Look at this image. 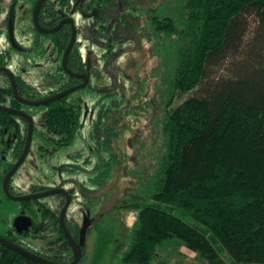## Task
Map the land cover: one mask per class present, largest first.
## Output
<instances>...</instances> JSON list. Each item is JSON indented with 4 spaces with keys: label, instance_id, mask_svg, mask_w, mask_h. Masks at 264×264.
<instances>
[{
    "label": "trees",
    "instance_id": "1",
    "mask_svg": "<svg viewBox=\"0 0 264 264\" xmlns=\"http://www.w3.org/2000/svg\"><path fill=\"white\" fill-rule=\"evenodd\" d=\"M151 6L144 49L155 65L132 97L144 95L151 75L164 112L155 162L130 171L137 182L131 207L138 217L118 264H152L158 247L171 238L186 240L218 264L224 259L217 246L237 264H264V0H151ZM251 16L257 18L255 35L236 61ZM59 46L64 51L67 42ZM230 58L227 76L209 82L205 95L171 109L179 94L204 84L211 66ZM17 84L23 95L19 77ZM1 103L21 108L12 84H3ZM48 106L45 132L60 138L58 146L68 145L82 128L84 109L69 96ZM150 106L147 98L140 107L148 113ZM28 128L23 118L0 111L1 134L27 133ZM0 264L36 263L0 244Z\"/></svg>",
    "mask_w": 264,
    "mask_h": 264
},
{
    "label": "rangeland",
    "instance_id": "2",
    "mask_svg": "<svg viewBox=\"0 0 264 264\" xmlns=\"http://www.w3.org/2000/svg\"><path fill=\"white\" fill-rule=\"evenodd\" d=\"M6 1L16 2L18 0H4L3 2ZM2 4V1H0L2 17L5 19L10 17L14 22L17 40L27 45V42H24L23 39V30H27L30 25L31 9L28 6L17 5L16 8L9 10L4 8ZM256 19V17L252 16L249 18L250 27L243 42L242 52L236 61L243 58L244 51L248 48L255 35ZM76 20L81 28L79 38L84 42L83 46H90L93 35L92 30L95 29L92 18L85 14L77 13ZM42 40L43 44L40 50L41 54H43L42 60L48 63L52 52L51 36L44 34ZM102 43L100 41L97 46H93L95 50L94 70L98 68V76L93 78L95 90H92L91 87L80 89L70 94V98L74 100L76 98L81 99L88 105L89 109L92 108L94 110L95 115H98L103 108H106L108 116L105 120L107 122L114 121L112 127L115 130L111 147L107 153L101 154L98 162L97 175L99 179L97 181L92 183L85 175L80 173L68 174V172H63V174L59 173L56 175L58 179H68L67 185L75 192L78 203L86 205L91 210L92 224L86 234L87 250L84 251L81 264H118L124 252L129 248L131 232L138 217V211L131 207L130 193L137 182L130 174V171L140 169L144 163L148 166L155 162V156L159 150L160 119L164 112L159 96L155 95L156 80L151 75H147L144 95L140 98L137 97V99L132 97V93L137 91L141 81L144 78L146 79V74L155 65V59L151 57L149 51L144 49L137 52L136 48L138 47L135 43L130 46L126 44V47L133 52L126 51L120 53L115 59L103 61L100 58L103 52V48L100 47ZM145 45V41L139 44L143 48H145ZM232 60L230 58L224 65L221 63L211 66L209 68L210 75L206 78L204 84L191 93L179 94L171 109L178 107L191 96L205 95L209 82L227 76L232 70ZM11 66L16 75L24 82L26 91L23 92V96L28 100L41 101L68 87L63 81L59 82L48 78L49 70L36 72L27 65L25 70V62L21 61V59L15 60ZM147 98L151 100V111L148 113L142 107H136L138 103H143ZM130 106H132V110L129 108ZM124 108L127 111H124ZM48 110V105H23V111L34 119L35 139L42 132H45V119ZM145 116H149L151 119H145ZM90 125L91 122L87 117L84 127L79 132L81 138L71 145L73 151H76L74 148L81 149L85 156H89L86 153V146L92 144L96 147L95 142L89 138L88 132L92 130V125ZM107 125L109 124L107 123ZM103 136H106V134ZM97 157H99V154ZM33 159V154H31L21 166L19 173L16 174L15 179L17 182L14 183L16 190L29 191V187L33 183L31 178H29V174L36 170ZM106 170H109L108 174L103 177V173ZM38 182L44 183L43 181ZM45 183L50 186L53 185V183L48 181ZM1 185L0 180V235L13 226L21 212V203L7 197L3 193ZM162 208L169 209L165 205H162ZM175 213L187 223L201 229L203 228L201 224L181 210H175ZM217 247H219L220 256L224 259V264H237L226 252H222L220 246ZM152 264L218 263L212 262L206 252L192 249L186 240L171 238L158 247L157 257Z\"/></svg>",
    "mask_w": 264,
    "mask_h": 264
},
{
    "label": "flooded vegetation",
    "instance_id": "3",
    "mask_svg": "<svg viewBox=\"0 0 264 264\" xmlns=\"http://www.w3.org/2000/svg\"><path fill=\"white\" fill-rule=\"evenodd\" d=\"M0 1L3 3L2 6L9 10H11V8H16L17 5L28 6L31 9L29 17L30 25L27 30H23V39L24 42H27V45L26 43L23 44L17 40L15 36L14 22L13 31L16 43L11 40L10 17L5 19L0 13V59L4 62L0 67L11 69L16 76V80L18 76L11 64L15 60L21 59V61L25 62V70L27 69L26 65L36 72L40 70H49L47 74L48 78L54 81L65 82L68 86L65 90L83 85L84 83L86 84V87L82 89L91 87L92 90H95L93 78L98 76V68L94 70V45L97 46L100 41L103 42L100 45V47L103 48L100 58L103 61H107L115 59L120 53L130 51L126 47V44L130 46L132 43H135L138 47L136 48L137 52L144 50L143 47L140 48V43H144L145 41L146 45L149 44V37L145 28L151 20V12L149 11L153 9L151 6V0H147L146 2L145 0H45L39 13L40 24L44 28L52 29L63 22L61 28L57 32L47 34L51 36L52 52L48 63H46L43 62V54L40 52L43 44L42 37L46 33L40 32L34 21V10L39 0H18L16 2ZM130 2H132V4H130ZM77 13L91 17L92 23L95 24V29L92 30L93 35L90 46H83L84 42L79 38L81 28L77 24ZM70 19H73V22ZM104 24L108 26L107 31L103 30ZM74 27L76 29V40L68 56V65L73 72L88 76L86 78L71 76L63 66L64 55L72 40ZM60 42H67L64 51L60 50ZM82 60L85 64L84 69L81 68ZM4 83L12 84L11 77L7 73L0 72V94ZM133 94L135 93H132V96ZM68 96L70 97V95ZM13 97L16 100L14 92ZM22 97L24 96L22 95ZM122 98L125 99L124 96H122ZM70 99L84 109L82 128L84 127L87 117L89 118L92 130L89 131L88 134L89 138L95 142L96 147L92 144L86 146V153H88L89 156H85V153L82 152L81 149L74 148L76 151L72 150L73 148H71V145L81 138L79 136L81 130L68 145L64 146H58V144L61 143L60 138L52 133L42 132L36 139L33 133L31 148L24 161L25 163L29 156L33 154L36 170H33L29 174V178H31L33 183L29 187L28 192L15 189L16 185L14 183L17 182L15 177L16 174L19 173L21 166L24 164L23 163L10 180L9 189L11 194L15 197H21L30 194L43 193L52 189H64L69 193V196L64 193H55L38 199L19 201L21 203V212L19 213L18 218H29L31 222L29 228L19 231L15 221L12 227H10L4 234L0 235V237L8 239L29 252L58 264H70L75 259L74 249L71 246L61 222V213L68 200H70V205L65 215V226L77 243H80L81 231L86 218L89 221L90 227L92 224V217L91 210H89L86 205L78 203L75 192L69 187V185H67V181L69 180L62 178L58 179V176L56 175L59 173L63 174V172H68V174L80 173L85 175L92 183L97 181L99 179L97 175L99 159L101 158V154H105L109 151L114 137V130H109L110 128H113L114 121L111 120L107 122L105 120L108 116L106 108H103L98 115H95L94 110L92 108L89 109L88 105L81 101V99ZM4 103H6L5 100ZM18 103L20 102L18 101ZM20 104L22 105L21 108L15 109L23 110L24 104ZM0 105L11 107L8 104L1 103ZM140 106L144 107V102L138 103L136 107L140 108ZM129 108L132 110V106ZM124 111L127 110L124 108ZM147 118L148 120L151 119V117L145 116V119ZM25 121L28 122L27 120ZM107 123L110 126L107 125ZM105 127L107 130H105ZM28 133L29 128L27 133L10 131L3 135L0 131V180L3 193L7 197L9 196L5 193L3 186L4 178L23 155L28 140ZM104 134H106V136H103ZM105 143L108 144L106 148ZM19 153L20 155L15 157ZM98 154L99 157H97ZM11 163V168L3 176V171L9 167ZM38 181H43L44 183H39ZM47 181L53 183V185L50 186L45 183ZM86 247L87 238L85 240V245L82 246V259L78 264H81L83 260L84 251L87 250ZM19 254L36 264H42L22 255L21 253Z\"/></svg>",
    "mask_w": 264,
    "mask_h": 264
},
{
    "label": "water",
    "instance_id": "4",
    "mask_svg": "<svg viewBox=\"0 0 264 264\" xmlns=\"http://www.w3.org/2000/svg\"><path fill=\"white\" fill-rule=\"evenodd\" d=\"M45 0H39L35 10H34V21H35V25L37 26V28L39 29L40 32L42 33H46V34H51V33H55L57 32L63 22H61V24L55 28L52 29H47L44 28L40 22H39V13H40V9L41 6L43 4ZM73 22V19H70ZM10 35H11V40L16 43L15 38H14V31H13V21L10 19ZM75 40H76V29L74 27V32H73V37L72 40L70 42V45L68 46L65 55H64V60H63V66L64 68L67 70V72L74 77H78V78H86L88 76L84 75V74H77L75 72H73L68 65V56L75 44ZM0 72H4L7 73L10 77H11V82H12V88H13V92L15 94V98L16 100H18L20 103L22 104H27V105H32V106H40V105H48L54 101L60 100L63 97H66L70 94H72L73 92L82 89L84 87H86V84L84 83L83 85L77 86V87H73L70 88L68 90H65L63 92H60L54 96H51L47 99L41 100V101H32V100H28L25 99L24 97H22V95L19 92L18 86H17V80H16V76L14 74V72L6 67H0ZM0 111L3 112H7L9 114H13L16 116H20L22 118H24L25 120L28 121L29 123V133H28V140H27V144H26V148L24 150L23 155L21 156V158L18 160V162L13 166V168L7 173V175L4 178V191L5 193L13 200H18V201H24V200H33V199H38L41 197H45L48 195H52L55 193H64L67 194L69 196V193L64 190V189H52L43 193H36V194H30V195H25V196H21V197H15L11 194L10 189H9V183L10 180L12 179V177L14 176V174L17 172V170L19 169V167L24 163L27 155L29 154L30 148H31V142H32V137H33V133H34V128H35V123H34V119L31 115H29L28 113H26L23 110H18L12 107H8V106H4V105H0ZM70 205V200H68V202L66 203L64 209L62 210L61 213V222H62V226L65 229V232L67 234V237L71 243V246L74 249V253H75V259L72 263L70 264H78V262L82 259V246L85 245V240H86V234H87V230L89 227V221L86 218L82 231H81V240L80 243H77L73 237L71 236V234L69 233V231L67 230L66 226H65V215L67 213V210L69 208ZM31 222L30 219L27 217H23V218H18L16 220V226L18 228L19 231H23L29 228ZM0 243L21 253L22 255L33 259L36 262L42 263V264H58L52 261H48L42 257H39L31 252H29L28 250H25L23 248H21L20 246H18L17 244L9 241L8 239L4 238V237H0Z\"/></svg>",
    "mask_w": 264,
    "mask_h": 264
}]
</instances>
